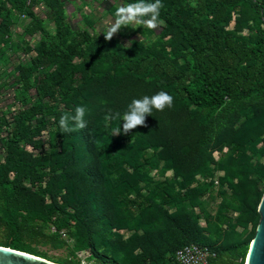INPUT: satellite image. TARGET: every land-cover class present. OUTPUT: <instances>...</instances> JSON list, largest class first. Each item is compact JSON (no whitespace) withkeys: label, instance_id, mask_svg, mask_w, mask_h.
Listing matches in <instances>:
<instances>
[{"label":"rangeland","instance_id":"374dc122","mask_svg":"<svg viewBox=\"0 0 264 264\" xmlns=\"http://www.w3.org/2000/svg\"><path fill=\"white\" fill-rule=\"evenodd\" d=\"M16 1L23 4L26 0ZM61 1L62 14L72 27L75 24L84 27L81 16L91 11L97 33L106 32L113 20L106 13L113 0ZM113 3L125 5L119 0ZM34 11L52 34L51 18L44 15L43 9ZM2 20L0 12V23ZM28 20L26 13L14 9L6 32L0 37V117L9 120L31 101L41 102L42 117L47 124L32 138L39 140L37 148L21 142L18 146L31 154L39 151L44 155L67 146L72 148L68 177L56 184L61 186L58 195L78 205L86 216L87 229L81 230L86 232L88 246L75 249L67 232L64 237L56 233L64 243H54L40 235L25 240L44 252L45 258L57 262L65 259L78 264H170L172 251L190 239L209 245L213 255L225 250L233 262L244 264L258 220L256 205L264 188V92L227 102L209 119L206 128L197 124L194 110L174 101L163 111L153 109L146 118L147 126H138L121 141L131 147V152L123 157L124 183H112L113 171L102 166L100 151L105 148L101 150L97 141L102 118L109 110L119 112L122 117L133 99L161 90L129 79L122 71L109 79L102 75L105 65L96 67L94 79L81 87L83 73L74 60V68L67 71V80L59 91L41 95L37 86L59 64L45 58L35 62L30 86L24 90L17 79V67L32 61L34 50L38 51L43 40L38 31L27 33L24 28ZM222 26L248 41L262 30L256 15L242 1L227 10ZM114 36L122 46L133 38L128 27ZM173 52L168 50L176 57ZM77 106L87 109L84 116L87 126L63 132L60 117L66 113L74 115ZM106 122L112 129L115 125L122 128L123 124L121 121L119 125V120ZM70 125L74 127L72 122ZM6 126H2L1 133ZM111 133L112 130L111 140L120 139ZM136 134L138 139L132 146V136ZM3 156L0 142V162ZM21 184L38 198L43 195L44 201H49L47 193L37 190L36 180L24 176ZM66 207L71 213L70 205ZM32 223L41 224L46 235L53 233L50 224L35 218ZM3 237L0 228V240Z\"/></svg>","mask_w":264,"mask_h":264},{"label":"trees","instance_id":"16d2710c","mask_svg":"<svg viewBox=\"0 0 264 264\" xmlns=\"http://www.w3.org/2000/svg\"><path fill=\"white\" fill-rule=\"evenodd\" d=\"M42 1L47 10L46 17L53 22L52 34L43 27L42 19L32 10V5L16 0H0L3 16L0 37L10 24L14 9L23 11L29 17L24 28L27 33L38 31L43 37L38 51L34 50L32 61L17 67V79L24 90L30 86L31 72L35 62L40 59H53L59 63L56 70L37 86L41 95L59 91L67 78V71L74 68V60H77L79 70L83 73L81 87L94 79L96 67L105 65L106 71L102 75L109 79L122 71L129 79L168 92L176 104L196 112L197 124L203 128L207 127L209 119L227 102L248 99L264 92V0H161L163 7L160 9V19L164 21L163 26L154 31L144 26H129L133 36L129 47L122 46L118 37L113 36L110 41H106L103 32L94 31V21L90 17L92 11L81 16L84 27L76 24L72 27L62 14L61 0ZM119 1L125 5L137 2ZM239 1L248 6L262 25V30L252 41L222 26L227 10ZM113 2L115 0L108 5L106 13L114 19L118 6ZM169 49L177 56H171ZM41 107V102L35 100L17 110L11 117L13 125L8 134L4 138L0 137L4 150L0 162V228L4 237L0 240V246L47 259L44 252L31 246L25 238L40 235L54 243L64 241L56 232L48 235L43 233L41 224L32 223L34 218L47 225L52 224L56 229H66L74 241L75 249L88 246V239L86 232L81 230L87 229L86 216L78 209V205L64 195H58L61 188L58 184L68 177L72 148L67 146L57 152L50 151L51 155H44L39 151L31 154L18 146L21 142L37 148L39 140L32 138L47 124L42 117ZM9 122L0 117V130ZM111 130L110 123L102 118L97 132L99 148H105L100 151L102 166H109L113 171L110 177L112 183H124L122 175L126 168L123 166V157L128 156L131 147L122 145L121 141L131 136L132 132L122 133L120 139L114 141L109 137ZM136 138L137 134L132 136V146L136 145ZM24 176L36 180L37 190L48 194V202L44 201L43 195L38 198L23 187L21 178ZM108 185L111 186L109 181ZM68 205L72 209L71 213L66 207ZM188 242L212 249L209 245L190 239L175 249ZM175 249L171 253L170 264H174ZM52 262L78 264L65 259ZM209 264L236 263L228 256V252L218 250L209 258Z\"/></svg>","mask_w":264,"mask_h":264},{"label":"clouds","instance_id":"9594fccd","mask_svg":"<svg viewBox=\"0 0 264 264\" xmlns=\"http://www.w3.org/2000/svg\"><path fill=\"white\" fill-rule=\"evenodd\" d=\"M162 7L161 0H154V2L137 0L135 3L121 4L117 7L114 19L109 22L106 32H103L104 39L110 41L121 28L129 26H144L153 31L160 29L164 24V21L160 19ZM130 45L131 41L123 46L129 47ZM172 105L173 96L161 90L151 96L145 95L140 99H133L122 117L119 112L113 113L109 110V114L104 119L105 121L119 120V125L123 121L122 128L118 126L112 129V135L127 134L138 126H147L146 118L152 115L153 109L163 111ZM74 111V115L66 113L60 117L59 127L63 132H72L87 126L84 120L87 109L84 106H77ZM70 122L74 124V127L70 125Z\"/></svg>","mask_w":264,"mask_h":264},{"label":"water","instance_id":"95a60500","mask_svg":"<svg viewBox=\"0 0 264 264\" xmlns=\"http://www.w3.org/2000/svg\"><path fill=\"white\" fill-rule=\"evenodd\" d=\"M258 220L247 248L244 264H264V188L256 205ZM0 264H59L50 260L0 246Z\"/></svg>","mask_w":264,"mask_h":264},{"label":"built area","instance_id":"2783aa9c","mask_svg":"<svg viewBox=\"0 0 264 264\" xmlns=\"http://www.w3.org/2000/svg\"><path fill=\"white\" fill-rule=\"evenodd\" d=\"M25 4L32 5L33 11L36 8L43 9L45 15L46 8L42 0H26ZM8 121L10 122L6 126V130L2 133L0 132V137H5L8 134L10 127L13 125L11 117ZM213 183H216V181L214 180ZM50 231L60 234L61 237H64L66 233V229H56L52 224H50ZM70 239L72 238L70 237ZM213 256V253L209 251V248L207 246L199 245L194 242H188L175 249V251L173 252V261L174 264H209V258Z\"/></svg>","mask_w":264,"mask_h":264}]
</instances>
